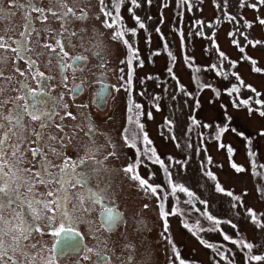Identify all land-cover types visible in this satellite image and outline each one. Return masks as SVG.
<instances>
[{"label":"flooded vegetation","instance_id":"af4514ba","mask_svg":"<svg viewBox=\"0 0 264 264\" xmlns=\"http://www.w3.org/2000/svg\"><path fill=\"white\" fill-rule=\"evenodd\" d=\"M166 5L0 0V264H181L209 228L141 184L174 159L153 150L167 117L143 108L146 96L132 108L143 93L120 28L160 22Z\"/></svg>","mask_w":264,"mask_h":264},{"label":"rangeland","instance_id":"374dc122","mask_svg":"<svg viewBox=\"0 0 264 264\" xmlns=\"http://www.w3.org/2000/svg\"><path fill=\"white\" fill-rule=\"evenodd\" d=\"M166 2L160 22L145 21L136 32L120 28L135 69L133 89L143 93L132 95V108L146 96L142 107L174 125L159 134L162 148L153 149L174 160L165 175L146 178V186L167 207L190 210L183 218L200 228L211 214L199 233L207 250L200 242H190L192 250L182 246L183 264H203L190 259L202 252L211 264L223 254L236 264H264L252 259L264 257V0ZM173 4H181V15ZM203 261L208 264L206 255Z\"/></svg>","mask_w":264,"mask_h":264},{"label":"snow or ice","instance_id":"6c2138e0","mask_svg":"<svg viewBox=\"0 0 264 264\" xmlns=\"http://www.w3.org/2000/svg\"><path fill=\"white\" fill-rule=\"evenodd\" d=\"M262 23H264V21H262ZM108 26L111 27V24H109ZM141 27H143L142 24H141ZM114 38H115V37H114ZM241 51H243V49H241ZM243 103L247 104V101L245 100ZM260 114H261V115H264V112H261ZM128 170L130 171L131 168L129 167ZM237 170L239 171V170H241V169H237ZM144 183H146V181L141 180V184H144ZM220 190H221V189L219 188V186H217V191H220ZM152 191L155 192L156 189L153 188ZM181 191H186V189L181 188ZM188 194L191 195V193H188ZM229 195H231V193H229ZM208 219L211 220L212 217L209 216ZM224 238H225V239H228L227 236H225ZM245 247H247L248 249H251V248H252V245H251V244H247V245H245ZM252 259H255V260L259 261V260H261V259H264V257H261V256H254V257H252ZM181 264H183V262H181Z\"/></svg>","mask_w":264,"mask_h":264}]
</instances>
